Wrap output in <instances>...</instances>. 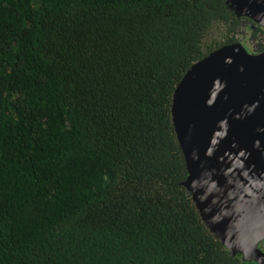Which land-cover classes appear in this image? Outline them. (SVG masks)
Segmentation results:
<instances>
[{"label": "trees", "instance_id": "obj_1", "mask_svg": "<svg viewBox=\"0 0 264 264\" xmlns=\"http://www.w3.org/2000/svg\"><path fill=\"white\" fill-rule=\"evenodd\" d=\"M264 27L228 0H0V264H257L183 184L185 73Z\"/></svg>", "mask_w": 264, "mask_h": 264}, {"label": "water", "instance_id": "obj_2", "mask_svg": "<svg viewBox=\"0 0 264 264\" xmlns=\"http://www.w3.org/2000/svg\"><path fill=\"white\" fill-rule=\"evenodd\" d=\"M264 27V0H228ZM172 119L191 192L231 255L264 264V50L241 42L195 62L178 83Z\"/></svg>", "mask_w": 264, "mask_h": 264}, {"label": "flooded vegetation", "instance_id": "obj_3", "mask_svg": "<svg viewBox=\"0 0 264 264\" xmlns=\"http://www.w3.org/2000/svg\"><path fill=\"white\" fill-rule=\"evenodd\" d=\"M259 247L262 249V251L264 252V240H262L259 244Z\"/></svg>", "mask_w": 264, "mask_h": 264}]
</instances>
